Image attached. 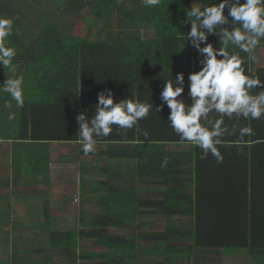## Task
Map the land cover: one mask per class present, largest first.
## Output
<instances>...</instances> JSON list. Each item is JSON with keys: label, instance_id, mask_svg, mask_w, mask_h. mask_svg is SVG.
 <instances>
[{"label": "trees", "instance_id": "1", "mask_svg": "<svg viewBox=\"0 0 264 264\" xmlns=\"http://www.w3.org/2000/svg\"><path fill=\"white\" fill-rule=\"evenodd\" d=\"M211 2L161 0L149 7L142 0H0V16L14 18L18 29L10 42L17 51L15 76L23 77L24 91L23 107L0 94V139L11 136L8 129H13L5 123L4 112L18 113L21 130L13 137L14 147L30 149L25 168L47 184V144L74 142L77 114L84 111L90 117L101 90L111 89L117 100L139 95L158 106L163 80L170 73L175 77L184 72L187 84L198 53L190 44L184 48L182 32L191 27L185 12ZM93 17L105 23L98 35L91 34ZM208 42L218 47L219 37L210 35ZM263 54L264 41L255 52L257 62L244 65L262 78ZM12 76L0 66V83ZM169 112L166 106L158 114L153 110L135 132L114 130L91 154L85 155L76 143L82 176H101L88 198L104 211L83 215L75 230L51 231L41 246L14 247L10 259L23 262L26 253L41 259L48 249L69 255L75 264H228L218 260L221 252L239 249L250 264H264V237L244 229L248 204L241 205L240 199H249V182L238 185V193L229 192L233 200L228 205H220L228 195L224 183L236 190L234 177L226 164L222 169L223 163L211 155L200 160L199 149L180 143L164 122ZM240 123L250 126L253 134L242 141L238 136L224 137L219 148L224 160L233 158L229 151L247 148L250 138L257 142L263 137L261 121ZM83 157L93 158L92 163ZM34 190L21 197L23 206L31 214L29 220L35 221L31 224L48 226L55 215L49 197L41 188ZM10 211V206L0 204V227L8 240L20 227L19 219L9 218Z\"/></svg>", "mask_w": 264, "mask_h": 264}, {"label": "clouds", "instance_id": "2", "mask_svg": "<svg viewBox=\"0 0 264 264\" xmlns=\"http://www.w3.org/2000/svg\"><path fill=\"white\" fill-rule=\"evenodd\" d=\"M160 3L161 0H145L149 7ZM185 13L191 18L187 23L191 27L182 32L187 41L184 48L190 44L198 53V64L188 74L187 84L184 72L175 77L170 73L163 80L158 106L151 99L141 100L139 95L117 100L111 89L101 90L93 114L89 117L80 111L76 116L74 143L81 146L85 155L94 153L114 130L137 131L140 121L153 110L157 114L162 112L165 106L170 112L164 122L180 143L200 150V160L211 155L222 164L224 158L219 148L224 137L238 136L242 141L253 134V129L240 121L264 118V78L258 72H249L244 65L257 62L255 52L264 41V0H212L192 6ZM14 30L18 32L15 19L0 16V66L13 73L0 84V94L9 95L17 107H23V77L15 76L13 61L17 51L10 42ZM210 35L219 37L218 47L208 42ZM240 53L248 55L245 58ZM226 120L232 121L231 125ZM144 136L148 133L144 132ZM166 163L162 161V166Z\"/></svg>", "mask_w": 264, "mask_h": 264}, {"label": "crops", "instance_id": "3", "mask_svg": "<svg viewBox=\"0 0 264 264\" xmlns=\"http://www.w3.org/2000/svg\"><path fill=\"white\" fill-rule=\"evenodd\" d=\"M4 119H9L10 116H12V119H9L8 124H12L13 129H8L10 132L11 136H8V138L1 140L0 139V194L4 195V198L0 200V204L3 206H10L11 209V215L10 219H12V212L13 209L16 211L17 208H22L21 214L23 213H28L25 210V207L23 206V202H25L24 199L21 197H25L26 195H32V188L35 187V192H37V189H42V194H46L49 197V204L52 207L51 212L58 214L59 211L55 210V206H52V201L51 197L52 194L53 196L57 197V200L60 202H64L65 204L69 205L71 202V199L66 198V194L64 190L59 191L60 189L58 188H68V184L63 182H60L59 180H63V178L66 176V174L69 173L70 169H72L73 166L76 165V161L73 164V162L69 161V153L65 151L64 149H59L57 146L59 144H75L74 142H61V141H50L47 144V159L49 163V181L46 184L44 183L43 180L41 181L39 178H34V176L29 174V171L26 170L25 167H27V161L24 159V157L30 155V149L24 147V148H16L14 147V139L13 137H17L18 131H15V129L18 130V126L21 130V125L18 123L19 122V116L18 113L12 112L11 110H8L4 112L3 114ZM261 121L262 124H264V119L262 118L260 120H253L252 122H259ZM263 137L260 138L257 142H253V139L250 138L247 148H239L236 150H231L229 151L230 157H233L232 159H225L223 161V165L221 166L222 169L225 168L226 164V169L227 172L231 175V177H234V181L236 182L235 189L233 190L224 183V188L228 190V195L224 198L223 204L220 205H228L230 201L233 200V196L229 192L231 191H236L235 193H238V185L244 184L245 182H249L250 189H249V199L244 200L240 199L241 205H247V211H248V224L246 227H244L245 230H248L249 233L253 235H260L264 237V125H263ZM259 133V130H258ZM253 146V147H251ZM32 153V150H31ZM225 154V153H224ZM76 157V150L74 153ZM21 157H23L21 159ZM247 163V164H246ZM25 168V169H24ZM76 174V168L75 170ZM74 174V175H75ZM247 176V178H246ZM82 177V175H81ZM79 177V178H81ZM42 179V177H41ZM39 182V183H38ZM72 183L76 186V176L72 180ZM44 184V186H43ZM67 184V185H66ZM43 186V187H42ZM37 187V188H36ZM46 188V189H44ZM48 188V189H47ZM50 189H53V191H50ZM56 188V189H55ZM226 192V191H225ZM7 195V196H6ZM71 197V196H70ZM216 197H217V192H216ZM242 197V195H241ZM59 198V199H58ZM61 198H66L65 200H62ZM240 197L237 196L236 201ZM9 199V200H8ZM217 202V199L214 203ZM14 204V207L12 206ZM20 205V206H19ZM31 214H28V219H30ZM53 217V216H52ZM33 218V217H32ZM43 245V244H42ZM34 246H31V248ZM49 257H48V254ZM46 257L42 260L43 262L41 264H75L73 261L75 259H72L68 262L64 261H56L54 259L53 252L47 249ZM226 254L230 253L232 255H245L244 250H232L231 252L226 251ZM53 256H52V255ZM10 255H12V250L10 252ZM33 253H31V256H28L26 258V255L23 256V264H34L33 259L34 258ZM9 256V255H8ZM62 256V255H60ZM12 257V256H11ZM65 257V256H63ZM8 259V258H7ZM247 263H251L250 258H241L243 262H239L236 264H243L245 261ZM21 260V259H19ZM36 260H39L36 259ZM65 260V259H64ZM226 259H220V261H225ZM14 261V263L17 261ZM56 261V263H55ZM18 262V261H17ZM21 262V261H20ZM227 262V261H225ZM228 264H233V263H228Z\"/></svg>", "mask_w": 264, "mask_h": 264}, {"label": "rangeland", "instance_id": "4", "mask_svg": "<svg viewBox=\"0 0 264 264\" xmlns=\"http://www.w3.org/2000/svg\"><path fill=\"white\" fill-rule=\"evenodd\" d=\"M142 1L145 2V0H142ZM84 13H85L84 15H87L88 12L85 10ZM91 22L92 23H91L90 28H91L92 35H98L100 32L104 30V25H105L104 21L98 20L93 17L91 19ZM0 84H3V80H2V83ZM4 121L5 123L9 122V119H4ZM19 129L20 128L18 126V130ZM18 130L15 129V131H18ZM57 148L64 149L65 151L69 153L70 162H73L74 164L75 163L74 161H76V165L73 166L72 169H70L69 173L66 174L63 180H59L60 182L64 181V183H67L68 188H62V189L58 188L60 189L59 191L64 190L65 193H67L66 198L71 199V202L69 203V205L65 204L61 200L59 202L57 200V197L53 196L52 194V197H51L52 206L54 205L55 210L59 211V213L54 215L51 218V221L48 226H44V225L37 226L36 224H31L35 221H30L28 219L29 213L21 214V211H22L21 207L17 208L16 211L13 209L12 217L13 219H19L18 221H20L19 223L20 227L18 231L14 230L13 232L14 234L11 235L12 237L10 238V240H8L6 233H4L0 227V264H23L22 262L14 263V261H12L13 259H10L11 257L10 252L11 250H13L14 247H16L17 249H23V248H31V246H34V247L41 246L43 243L44 244L46 243L47 239L50 236L51 231L53 230H60V231L75 230L79 227L80 219L83 215L90 216L95 213L104 211V209L99 208V206H97L98 203L95 204L93 200H90L88 198L89 195H92L91 189L93 186V182L97 180L98 178H100L101 176L99 177V174H96L97 176L86 174L85 176L81 177L82 174L81 172H79V167H78L80 163L78 161V153L80 149L78 146H75V144H68V143L59 144ZM96 148L99 149L98 146ZM101 148H103V146H101L100 149ZM75 150H76V157L74 155ZM84 160L87 162V164L90 162L89 163L90 165L92 163L93 158L87 157ZM75 168H76V174H75V171H72V170H75ZM75 176H76V186L74 185V183H72V180L75 178ZM49 190L53 191L54 188L53 189L49 188ZM61 199L65 200L64 198H61ZM12 206L14 207V204H12ZM35 218L37 220L39 219V221L43 220L42 218H40V216H36ZM17 241L19 242V245L14 246V244H16ZM51 252H53L54 259L56 261H62V262L70 261V259L68 258L69 255L67 257H63V256H60L55 250ZM21 255L22 254H20V257ZM25 255L27 258L28 256H31V253H26ZM243 257H244L243 255H238V254L229 255V254L221 252L220 258L218 260L220 261V259H223V260L226 259L225 261H227V263L236 264L239 262H243L241 260V258ZM41 259L43 260L44 258H41ZM41 259L39 260L33 259L34 264H41L43 262Z\"/></svg>", "mask_w": 264, "mask_h": 264}]
</instances>
